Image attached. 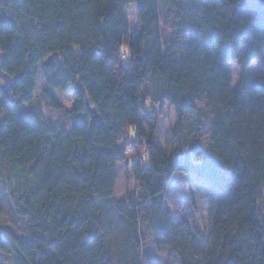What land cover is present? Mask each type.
<instances>
[{"label": "trees", "instance_id": "obj_1", "mask_svg": "<svg viewBox=\"0 0 264 264\" xmlns=\"http://www.w3.org/2000/svg\"><path fill=\"white\" fill-rule=\"evenodd\" d=\"M0 54L5 74H22L13 103H0L3 259L165 264L144 257L150 243L178 264H264V83L246 85L249 65L264 60V15L250 3L0 0ZM228 59L241 70L235 90ZM38 65L56 119L23 109ZM69 91L67 111L56 95ZM165 106L175 113L170 157L154 138ZM128 151L139 187L116 202ZM178 173L213 187L206 229L165 204Z\"/></svg>", "mask_w": 264, "mask_h": 264}, {"label": "rangeland", "instance_id": "obj_2", "mask_svg": "<svg viewBox=\"0 0 264 264\" xmlns=\"http://www.w3.org/2000/svg\"><path fill=\"white\" fill-rule=\"evenodd\" d=\"M125 18L127 23L129 24L130 32L134 33L135 31H137L139 21L134 6H130L127 8ZM231 67H233V65H231L230 68ZM37 68L39 69V72L36 79V89L32 94V101L30 104L24 105L23 109L25 111L35 110L37 113H42L47 118L56 119L58 115L55 114L52 109H50L49 101L46 100L43 95L45 85L41 71L42 66L38 65ZM257 68H259L258 62H256L254 68H248V71L246 73V85L249 86L256 79L255 77L257 76ZM239 72L241 77L240 69ZM1 85L2 84H0V87ZM238 85H234L232 83V89H237ZM13 88L9 92V97L12 101L14 100ZM56 96L61 106H63L67 111L72 109L74 99L70 91L65 93L59 92ZM6 100L7 98L0 92V103ZM69 105H71V108H69ZM154 115L158 118L157 129L154 136L155 141L162 149V151L168 157H170L176 149V144L171 136V131L175 124L174 110L168 106H165L162 110L159 108H155ZM132 133L133 132L131 131V135ZM134 159L135 155L132 153V151H128L126 160L118 165L116 169V173L118 176L114 196V200L116 202L125 201L126 196L131 192L136 191V189L139 187L131 177L130 164ZM6 184L7 182L4 183V185ZM168 190L169 191L165 199V204L174 213V215H176L177 217L179 216L188 219L190 225H194L195 227H197V229H206L208 223V205L213 194V187L211 186V184L205 179L189 176L186 177L181 173H178L174 177V180L171 182V184H169ZM174 193H178V195ZM258 208L264 213V199L259 202ZM148 245V254L145 252V254H143L144 257L145 255L150 257L151 255L152 257L163 261V263L165 264H178L173 254H169L167 253V251H152L151 253L150 243H148ZM0 264H12V261L10 258L3 259L0 256Z\"/></svg>", "mask_w": 264, "mask_h": 264}, {"label": "water", "instance_id": "obj_3", "mask_svg": "<svg viewBox=\"0 0 264 264\" xmlns=\"http://www.w3.org/2000/svg\"><path fill=\"white\" fill-rule=\"evenodd\" d=\"M248 3H250L255 10L261 14L264 15V0H246ZM4 64V56L3 54H0V79L3 81L0 92L7 98V101L9 103H13V101L9 97L10 90L22 79V74H20L17 77H10L7 74H5L2 70ZM52 64V59L47 58L43 65L45 67H50ZM96 116L93 115V119H95Z\"/></svg>", "mask_w": 264, "mask_h": 264}, {"label": "snow or ice", "instance_id": "obj_4", "mask_svg": "<svg viewBox=\"0 0 264 264\" xmlns=\"http://www.w3.org/2000/svg\"><path fill=\"white\" fill-rule=\"evenodd\" d=\"M122 47H124L126 50V46L122 45ZM226 63L233 65V67H231L227 71H228L229 77L232 79V83L234 85H238L241 82L239 68L236 66L235 61L231 59H228ZM255 64L256 62L253 61V63L249 65V68H254ZM256 72H257V76L255 78L259 79L260 82L264 83V60H262V62L260 63V67L256 69ZM233 77H235V79H233ZM2 83L3 81L0 80V84ZM69 108H71V105H69ZM133 135H135V133H133ZM185 175H187V173H185ZM174 194L178 195V193H174Z\"/></svg>", "mask_w": 264, "mask_h": 264}, {"label": "clouds", "instance_id": "obj_5", "mask_svg": "<svg viewBox=\"0 0 264 264\" xmlns=\"http://www.w3.org/2000/svg\"><path fill=\"white\" fill-rule=\"evenodd\" d=\"M233 79H235V77H233Z\"/></svg>", "mask_w": 264, "mask_h": 264}]
</instances>
